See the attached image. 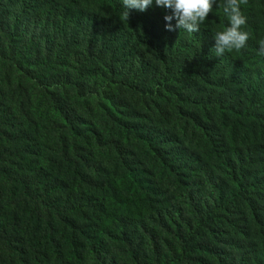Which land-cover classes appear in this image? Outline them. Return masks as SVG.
<instances>
[{
	"label": "trees",
	"instance_id": "1",
	"mask_svg": "<svg viewBox=\"0 0 264 264\" xmlns=\"http://www.w3.org/2000/svg\"><path fill=\"white\" fill-rule=\"evenodd\" d=\"M124 11L0 0V264H264V0Z\"/></svg>",
	"mask_w": 264,
	"mask_h": 264
},
{
	"label": "clouds",
	"instance_id": "2",
	"mask_svg": "<svg viewBox=\"0 0 264 264\" xmlns=\"http://www.w3.org/2000/svg\"><path fill=\"white\" fill-rule=\"evenodd\" d=\"M247 0H155V5L170 10V14L164 16L168 23L165 25L168 31H173L171 21L176 20L175 28L183 29L189 33L200 31V25L206 21L209 13L213 11V5L221 8L227 18V26L213 34L215 41L213 49L216 56H223L226 52L240 51L249 39V33L242 31L247 18L241 12V5ZM153 0H122L125 11L124 19L129 18V9L145 11L151 7ZM258 55L264 56V39L258 41Z\"/></svg>",
	"mask_w": 264,
	"mask_h": 264
}]
</instances>
